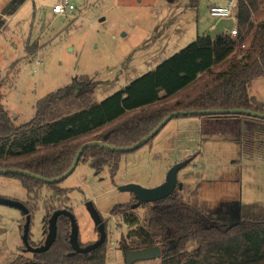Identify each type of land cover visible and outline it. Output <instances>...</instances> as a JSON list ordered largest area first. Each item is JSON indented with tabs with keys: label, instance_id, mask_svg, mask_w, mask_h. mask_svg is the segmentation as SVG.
Masks as SVG:
<instances>
[{
	"label": "rangeland",
	"instance_id": "374dc122",
	"mask_svg": "<svg viewBox=\"0 0 264 264\" xmlns=\"http://www.w3.org/2000/svg\"><path fill=\"white\" fill-rule=\"evenodd\" d=\"M10 1L0 0V18L4 20L0 28V84L2 104L16 126L35 117L41 99L82 78L94 82V101L101 102L156 69L163 59L188 47L199 35L215 37L230 31L235 19L213 18L209 13L213 3L227 5L233 0H70L75 9L65 14L53 12L61 0H26L15 14L3 16L2 10ZM257 4L243 42L245 47L241 44L227 61L214 65L213 71H223L230 62L240 60L251 46L264 22V0ZM208 80V76H202L158 105L187 100ZM113 125L66 144L86 142ZM218 126L204 125L200 133L194 117L174 118L150 144L123 156L115 176L107 167L97 173L90 163L80 162L59 183L60 188L68 190L64 196L58 197L45 186L29 195L18 180L0 176V200L10 198L36 208L30 242L37 246L45 242L51 210L58 208L72 209L83 245L95 242L98 233L86 209V203L92 202L106 224V264H126L124 244L132 246V240L126 237L136 227L126 226L110 213L115 205L131 202L133 196L124 188L130 184L160 186L172 167L181 162H189L178 174L181 195L197 211L208 212L223 228L237 221L235 206L240 207L242 218L264 217V167L254 162L258 160L245 158L236 143L224 140L236 136ZM248 132L251 136L258 133L251 129ZM55 148L41 147L38 154ZM258 154H264V150ZM226 200L234 202L230 211V207L223 206ZM244 204L249 206L245 208ZM147 213L148 207L136 210L140 227ZM24 216V210L0 204V264L22 253ZM195 250L196 244L189 243L185 251L193 254ZM25 257L33 260L32 254ZM134 264H163V258Z\"/></svg>",
	"mask_w": 264,
	"mask_h": 264
},
{
	"label": "trees",
	"instance_id": "16d2710c",
	"mask_svg": "<svg viewBox=\"0 0 264 264\" xmlns=\"http://www.w3.org/2000/svg\"><path fill=\"white\" fill-rule=\"evenodd\" d=\"M258 1L238 0L236 37L231 33L215 37L199 35L192 44L163 61L156 69L101 102L94 101V82L89 78H82L41 99L37 104L35 117L16 126L2 104L0 84V169L17 168L44 178H57L70 168L78 149L84 143L103 141L116 147L131 146L146 137L174 111L237 108L264 113V104L249 94L250 84L264 76V22L259 25L251 46L240 60L230 62L223 71L212 70L214 65L227 61L243 44ZM25 2L26 0H11L2 10V15L15 14ZM3 23L4 20L0 18V28ZM202 76H208L209 80L195 96L173 104L158 105L159 101L186 89ZM163 92L165 95L160 96ZM129 113L133 114L126 117ZM124 117L126 118L123 119ZM183 117H202L217 121L248 119L264 123V120L243 115L178 118ZM112 124L114 125L102 134L86 142L66 144ZM217 124L225 125L224 131H229L240 139L243 154L253 152V142L246 145L253 141L251 133L237 130L235 124ZM153 140L154 138L146 145ZM61 144L64 145L55 148ZM41 147L55 149L38 154ZM136 151L120 153L91 147L84 150L79 163H90L97 173L107 167L111 176H115L122 157ZM20 157L29 158L8 162V159ZM0 176L18 180L29 195L37 194L43 186L58 197L68 192L60 188L59 183H45L30 176ZM181 190L183 187L178 183L173 194L164 200L140 205L133 197L131 202L112 208V216L120 217L130 228L136 227L126 237L132 240V246L124 244V254L127 251L159 246L163 264H264V217L246 215L240 223L223 228L219 220L208 212L197 211L186 202ZM140 207H148L141 227L136 214ZM26 208L32 218L36 208L29 204H26ZM69 236V220L60 217L57 222V238L48 251L33 254V260L29 261L23 250L7 264H106L105 244L88 254L72 255ZM189 243L196 244L193 254L185 251Z\"/></svg>",
	"mask_w": 264,
	"mask_h": 264
},
{
	"label": "water",
	"instance_id": "95a60500",
	"mask_svg": "<svg viewBox=\"0 0 264 264\" xmlns=\"http://www.w3.org/2000/svg\"><path fill=\"white\" fill-rule=\"evenodd\" d=\"M169 2H173V0H168ZM221 116V115H243L253 119L264 120V113L256 112L248 109H218V110H184V111H174L168 114L146 137L141 139L139 142L128 146V147H116L109 144H106L103 141H90L84 143L77 151L75 158L70 166V168L61 176L57 178H44L40 175H36L30 173L25 170H20L17 168H4L0 169V175L4 174H20L25 176H30L36 180L43 181L45 183H60L66 180L76 169L79 164L80 158L85 149L91 147H100L114 152L120 153H129L136 150H139L141 147L145 146L149 141L155 138L166 126L167 124L173 120L174 118H178L180 116ZM189 164L188 161L181 162L175 164L170 172L168 173L166 181L155 188H144L137 184H130L127 185L124 190L133 194L135 199L138 200V203H155L161 200H164L171 196L173 192L176 190L178 186V174L179 172ZM0 204H3L8 207L18 208L24 210V214L26 217V223L23 229V243L26 248V252L28 253H44L48 251L52 245L54 244L57 238V222L60 217H65L69 220L70 223V236H69V243L73 250L72 255L75 254H88L106 242L107 233H106V225L102 222L98 211L94 207L92 202H87L86 207L90 211V215L94 224L97 226V231L99 233V239L91 244L82 246L80 243V231L76 217L74 216L73 212L68 209H58L53 212L49 221H48V236L46 242L40 247H34L30 244V225H31V216L29 214L28 209L25 205L20 204L12 199H2L0 200ZM235 212L237 213V221L232 225H236L242 221V215L240 207L234 208ZM231 225V226H232ZM161 258V249L159 246H155L152 248H146L141 250H132L127 251L125 253V260L126 264H134L138 261H151ZM24 264H34L33 262H26Z\"/></svg>",
	"mask_w": 264,
	"mask_h": 264
},
{
	"label": "crops",
	"instance_id": "0c3cea01",
	"mask_svg": "<svg viewBox=\"0 0 264 264\" xmlns=\"http://www.w3.org/2000/svg\"><path fill=\"white\" fill-rule=\"evenodd\" d=\"M214 5H216V6H225V5H217L216 3H213L210 6V8L212 6H214ZM210 8H209V13H210ZM234 30H237V19H236V15H235V19H234V26L230 29V31L227 29L226 31H224L222 33H219V34L231 33ZM219 34H216L215 36H217ZM208 35L211 36V37H214L211 34H208ZM163 61H165V60L163 59ZM249 94H250L251 97H255L261 103L264 104V76L261 77V78H259V79H257V80H255V81H253L250 84ZM194 118L197 119V123L199 124V132L200 133H203L202 128H203L204 125H206V127H209V126H213L214 127V125H216L217 123H224V122L225 123H230V124H235L236 127H237L236 129L237 130L241 129L242 132L243 131L244 132H248L249 129L257 131L258 133L256 135H253V137H252V140L254 141L252 145L253 146H256V148H255V150L253 149V152L250 153V154H243V152H242V143H240L241 141L238 140L239 138L236 135H234V136H236L235 137L236 139H231V140L230 139H224V140H227V142L236 143V145L239 146L241 153L243 155H245V158H248V159H250L252 161L253 160H258V161H254V162L257 165H261V166L264 167V154H262V155H259L258 154V153H260L261 150H264V123L256 122V121L248 120V119L236 120V119L233 118V119H229V120H218L217 121L215 119H208V118H202V117H198V118L194 117ZM182 124H179L177 127L181 128L180 125H182ZM218 125H220V124H217V126ZM223 126H225V125H222L221 124L218 127L222 128L224 130L225 128H223ZM225 132L231 133L229 131H225ZM221 135H223V134H221ZM206 140H208V139H206ZM234 162H236V161H234ZM239 163H241V162H239ZM226 198H232V197H226ZM254 204H256V203H254ZM225 205H223V206L224 207H230L229 209L231 210L232 207H233V205H234V202L226 200ZM244 205L246 206L245 208H247L249 206V205L247 206V204H244Z\"/></svg>",
	"mask_w": 264,
	"mask_h": 264
},
{
	"label": "built area",
	"instance_id": "2783aa9c",
	"mask_svg": "<svg viewBox=\"0 0 264 264\" xmlns=\"http://www.w3.org/2000/svg\"><path fill=\"white\" fill-rule=\"evenodd\" d=\"M237 3L238 0H233L229 2V4L225 6H212L210 8V15L213 18L219 19H229L236 15L237 12ZM75 7L70 3V0H61L59 4H56L53 12L55 14H65L69 11H73ZM232 36H237V30L231 32ZM242 47L244 48L245 45L243 44Z\"/></svg>",
	"mask_w": 264,
	"mask_h": 264
},
{
	"label": "flooded vegetation",
	"instance_id": "af4514ba",
	"mask_svg": "<svg viewBox=\"0 0 264 264\" xmlns=\"http://www.w3.org/2000/svg\"><path fill=\"white\" fill-rule=\"evenodd\" d=\"M130 194H131V193H130ZM131 195L134 197L133 194H131ZM6 199H10V198H6ZM12 200H13V199H12ZM1 205H3V204H1ZM24 205L26 206V203H25ZM58 209H68V210H70L69 208H58ZM58 209H55V210H58ZM86 209H87V207H86ZM55 210H54V211H55ZM54 211H53V212H54ZM70 211L73 212L72 210H70ZM87 211H88L89 214H90L89 209H87ZM229 211H230V209H229ZM53 212H52V214H53ZM52 214H51V215H52ZM51 215H49L48 220H47V230H46V238H45V242H46V239H47V236H48V221H49ZM90 216H91V215H90ZM101 220H102V222H104V220H103L102 218H101ZM93 222H94V221H93ZM104 223H105V222H104ZM105 225H106V224H105ZM95 228H96V231H97V226H96V225H95ZM97 233H98V231H97ZM99 237H100V236H99V233H98V239H99ZM29 239H30V235H29ZM98 239H97V240H98ZM30 240H31V239H30ZM97 240H96V241H97ZM96 241H95V242H96ZM45 242H44V243H45ZM44 243H43V244H44ZM80 243H81V241H80ZM92 243H94V242H92ZM105 243H106V242H105ZM105 243H104V244H105ZM30 244H31V245L33 244L32 246L35 245L34 243H31V242H30ZM43 244H42V245H43ZM89 244H91V243H89ZM42 245H40V246H42ZM81 245H82V246H85V245H83L82 243H81ZM23 246H24V245H23ZM40 246H37V245H36V246H34V247H40ZM102 246H103V245H102ZM22 250H25V251H26L25 246L23 247ZM26 254H28V252H26ZM29 254H32V256H33V253H29Z\"/></svg>",
	"mask_w": 264,
	"mask_h": 264
}]
</instances>
